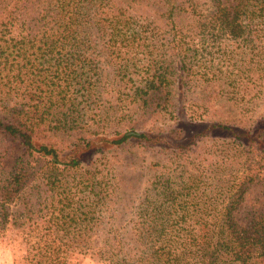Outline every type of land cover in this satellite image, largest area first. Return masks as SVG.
<instances>
[{"label":"trees","instance_id":"1","mask_svg":"<svg viewBox=\"0 0 264 264\" xmlns=\"http://www.w3.org/2000/svg\"><path fill=\"white\" fill-rule=\"evenodd\" d=\"M206 140L195 169L134 153ZM263 171L264 0H0L17 263L264 264V219L236 220Z\"/></svg>","mask_w":264,"mask_h":264},{"label":"rangeland","instance_id":"2","mask_svg":"<svg viewBox=\"0 0 264 264\" xmlns=\"http://www.w3.org/2000/svg\"><path fill=\"white\" fill-rule=\"evenodd\" d=\"M219 107V105H218ZM219 142V141H218ZM216 142V143H218ZM215 143L210 140H206L202 142L197 148L192 150L191 152L187 153L186 155H175L172 154V157H165L164 155H157L155 152H146V151H134V153L141 159V157L145 158V161L147 160H164L165 162H172L173 167L175 165V162L178 161V159L182 161H186L188 164V167L191 169H195V165L192 161L197 162L198 157L204 154L203 152L210 148V146ZM222 144L219 146L214 145L211 147L210 150H217V156L214 157V159L219 160V151L222 148ZM177 159V160H175ZM187 167V166H185ZM187 167V168H188ZM215 167L213 165H210L209 168ZM141 173V180L144 182L145 178L148 177V174L144 173V170L140 171ZM264 174V171H263ZM217 176H219V172L217 173ZM262 175L261 177H263ZM264 178V177H263ZM253 211H260V213L253 214ZM249 212V213H248ZM248 213V214H247ZM248 217V220L251 217H254L256 220L258 218L264 219V186H253L250 189L247 190L245 193V199L241 206L238 208V211L236 213V220L239 222H243ZM19 256L18 249L11 248L8 246H4L0 244V264H19L16 262L17 258ZM68 264H101L98 261H96L94 258H92L90 255L87 256H74L72 255L70 257V260Z\"/></svg>","mask_w":264,"mask_h":264}]
</instances>
